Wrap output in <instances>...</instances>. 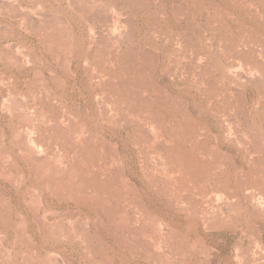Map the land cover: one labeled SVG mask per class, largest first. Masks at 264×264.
I'll list each match as a JSON object with an SVG mask.
<instances>
[{
  "label": "rangeland",
  "instance_id": "1",
  "mask_svg": "<svg viewBox=\"0 0 264 264\" xmlns=\"http://www.w3.org/2000/svg\"><path fill=\"white\" fill-rule=\"evenodd\" d=\"M0 264H264V0H0Z\"/></svg>",
  "mask_w": 264,
  "mask_h": 264
}]
</instances>
